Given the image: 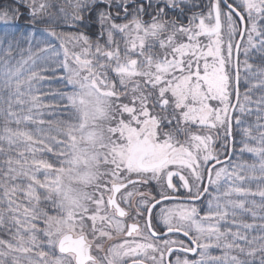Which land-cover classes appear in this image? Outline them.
I'll return each mask as SVG.
<instances>
[{"label": "snow or ice", "instance_id": "snow-or-ice-1", "mask_svg": "<svg viewBox=\"0 0 264 264\" xmlns=\"http://www.w3.org/2000/svg\"><path fill=\"white\" fill-rule=\"evenodd\" d=\"M0 264H264V0H0Z\"/></svg>", "mask_w": 264, "mask_h": 264}, {"label": "rangeland", "instance_id": "rangeland-1", "mask_svg": "<svg viewBox=\"0 0 264 264\" xmlns=\"http://www.w3.org/2000/svg\"><path fill=\"white\" fill-rule=\"evenodd\" d=\"M45 89H47L49 86L48 85H44L43 86ZM52 87H56V85H52ZM45 103H47V101H45ZM46 118V117H45ZM74 189H76V190H79L80 189V185H78V184H75V183H73L72 185H71Z\"/></svg>", "mask_w": 264, "mask_h": 264}, {"label": "trees", "instance_id": "trees-1", "mask_svg": "<svg viewBox=\"0 0 264 264\" xmlns=\"http://www.w3.org/2000/svg\"><path fill=\"white\" fill-rule=\"evenodd\" d=\"M245 159H249V161L251 162V157L250 156H245Z\"/></svg>", "mask_w": 264, "mask_h": 264}]
</instances>
